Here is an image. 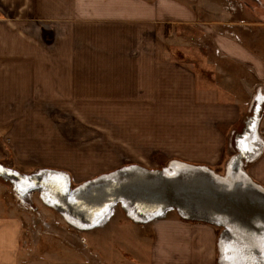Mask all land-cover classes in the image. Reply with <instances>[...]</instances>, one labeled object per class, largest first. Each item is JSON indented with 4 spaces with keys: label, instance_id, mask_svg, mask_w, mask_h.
<instances>
[{
    "label": "crops",
    "instance_id": "obj_1",
    "mask_svg": "<svg viewBox=\"0 0 264 264\" xmlns=\"http://www.w3.org/2000/svg\"><path fill=\"white\" fill-rule=\"evenodd\" d=\"M17 1L12 9L2 0L0 114H31L37 108L14 100L43 93L83 99L88 109L98 105L97 114L132 116V133L151 123L176 130L172 158L215 168L244 121L252 89L264 82L263 59L241 37L244 27L262 22L264 0ZM250 159L246 173L264 188V148ZM3 190L0 264H26L29 240ZM196 250L152 252L149 264H214ZM68 254L40 263L73 264Z\"/></svg>",
    "mask_w": 264,
    "mask_h": 264
},
{
    "label": "rangeland",
    "instance_id": "obj_2",
    "mask_svg": "<svg viewBox=\"0 0 264 264\" xmlns=\"http://www.w3.org/2000/svg\"><path fill=\"white\" fill-rule=\"evenodd\" d=\"M3 1L6 7L10 5L13 9L18 6L17 0ZM2 10L3 2L0 0V17ZM243 14L241 10L236 15L243 17ZM263 20L257 22L254 19L249 29L244 27L241 37L252 48V54L259 55L264 63ZM261 77L264 80V72ZM34 90L36 87L32 88ZM252 91L244 120L252 112L254 96L264 98V82ZM43 95L40 99L14 100L17 106L25 103V106L37 108L31 114H0V165L20 173L56 168L54 170L67 173L71 187H75L120 166L139 164L146 168L170 169L178 160L170 156L176 130H164L162 125L151 123L144 130L132 133L135 125L130 123V115L97 114L98 105H93L95 109H88L83 99ZM90 112L96 114H88ZM263 115L264 109L259 121ZM243 125L226 140L217 167L186 163L205 165L216 173L225 174L226 167L238 152L234 136L242 133ZM137 133H143L147 139ZM261 136L259 151L264 148V134ZM250 161V158L244 159L245 171ZM0 188L4 189V201L9 198L11 206L19 209L22 237L29 240L26 264H41V258L49 261L45 258L51 253H63L64 256L68 252L70 257H74L69 261L73 264H149L152 252L155 255L160 251L178 253L184 248L194 251L197 247L196 251L210 253L214 264H219L217 245L224 229L183 219L173 209L146 219L147 222H136L127 216L122 205H116L100 216L92 227L77 229L51 207L44 206L38 190L27 191L26 200L21 201L15 185L1 176ZM90 253L91 261L88 259ZM105 258L109 262L103 260Z\"/></svg>",
    "mask_w": 264,
    "mask_h": 264
},
{
    "label": "bare ground",
    "instance_id": "obj_3",
    "mask_svg": "<svg viewBox=\"0 0 264 264\" xmlns=\"http://www.w3.org/2000/svg\"><path fill=\"white\" fill-rule=\"evenodd\" d=\"M262 101H264V98L261 97L258 100H254L253 107L256 104L254 112H251L250 119L244 124L245 129L243 133L237 135L235 138L236 150L238 152L233 158L234 160L226 167L225 174L216 173L212 169L205 167V165L175 160L170 169L167 167L163 169L146 168L139 164L120 166L114 171L96 176L75 187H71L70 177L68 179L67 173L47 168L32 173L10 171L11 175L7 176V180L17 187V197L21 201L26 200L27 191L38 190L43 205L51 207L71 226L77 229L92 227L100 216L116 205H122L127 216L136 222H147V220L144 221L142 219V215L147 212H149L147 214L148 217L154 218L168 209H173L176 213L178 210L186 220L196 219L198 222H209L208 224L221 227L222 229L225 228L224 234L219 238L217 245L219 264H264V221L258 217L246 218V223L243 225L238 220V217H234L236 214L228 215V213H222L221 211L223 210L214 212L209 206L210 202L214 205L218 203L226 209L230 205L224 201V196L234 197L236 191L239 194H249V200L253 202L255 199L260 200L261 196H264V188L255 183L244 170V159H254L260 152L262 139L259 136V123L257 121L259 122V116L264 107V102ZM146 177L157 180L175 179L176 183L187 182L188 179L201 177L208 181L207 184L210 185V189L213 191L208 196V202H201L200 207L187 201L186 204L178 201L166 203L164 200L167 201V198H164V200L160 201L162 202L161 204H154L155 207L152 208L154 210L150 211V208L145 210L140 207L141 205L138 202L131 201L121 194L120 196H116L115 199H109L102 209H98V203L96 207L91 208L92 214H95L92 219L86 213L82 215L69 207V204L72 205L76 201V198L80 200L84 199L83 196H86L85 194L89 192L94 194L101 193L112 183L120 184L121 182L130 181L132 178ZM178 185L174 184L172 189H177ZM99 187L101 188L97 190ZM189 187L186 188L189 189ZM233 191L235 192L230 194ZM220 200L223 201L220 202ZM239 244L242 247L238 248ZM246 251L248 253L245 254Z\"/></svg>",
    "mask_w": 264,
    "mask_h": 264
},
{
    "label": "water",
    "instance_id": "obj_4",
    "mask_svg": "<svg viewBox=\"0 0 264 264\" xmlns=\"http://www.w3.org/2000/svg\"><path fill=\"white\" fill-rule=\"evenodd\" d=\"M188 181L176 183L175 179L157 180L155 178H150V177L137 178V179L132 178L130 179V181L121 182L120 184L112 183L110 186H107V188L104 191L98 194L89 192L88 194H85L86 196H83L84 199L80 200L76 198V201L72 205L69 204L70 205L69 207L73 208V210H75L77 213H80L82 215L86 213V215H88V217L92 219L95 214H92L90 210L91 208L96 207L98 203V209H102L105 206L104 204L109 199L111 200L115 199L116 196H120V194L124 195L126 198H129L131 201H134L136 203L138 202V204L141 205L140 207L144 208L145 210L147 208H150V211L154 210L152 209L155 207L154 204L157 205L161 204L162 202L160 201L164 200V198H167V201L164 200L166 203H172L178 201L186 204L187 201L200 207L201 202L204 201L206 202L207 200H209L208 196L210 195V193H212L213 190H211L210 185L207 184L208 181L201 177L188 179ZM188 183L189 185H187ZM174 184H179L177 186V189H172L173 188L172 186ZM186 187H189V189H187ZM100 188L101 187H99L97 190H99ZM234 192L235 191H233L230 194H233ZM237 192L238 191H236L234 194V197L237 200L233 196L231 197L224 196V201H226L230 205L227 206L226 209L223 208L218 203L217 205H214L212 202L209 203L210 208H212L214 212H220L221 210H223L221 212L228 213V215L236 214L234 215V217L235 218L238 217V220L243 225H245L246 223V218L251 219L254 217H258L260 218V220L264 221V196H261L260 200L255 199V201L253 202L249 200L250 199L249 194L245 195V194H239V192L238 193ZM221 201L223 200H220V202ZM148 213L149 212L142 215L143 220L151 219V217H148L147 215ZM177 213L181 218L186 219L178 212V210ZM188 220L196 221V219H188ZM240 247L242 246H240L239 244L238 248ZM246 253H248V251H246L245 254Z\"/></svg>",
    "mask_w": 264,
    "mask_h": 264
},
{
    "label": "built area",
    "instance_id": "obj_5",
    "mask_svg": "<svg viewBox=\"0 0 264 264\" xmlns=\"http://www.w3.org/2000/svg\"><path fill=\"white\" fill-rule=\"evenodd\" d=\"M254 99L258 100V98L256 96H254L253 101H254ZM262 102H264V101H262ZM255 106H256V104L254 105V107H253V105L251 106L252 113L254 112ZM249 119H250V115L248 117H246V119L243 121V124H245ZM257 123H259V122L257 121ZM236 136H234V140H235ZM10 171L16 172L15 170H11V169L4 167L3 165H0V176L2 178H5V180H7V176L11 175Z\"/></svg>",
    "mask_w": 264,
    "mask_h": 264
}]
</instances>
